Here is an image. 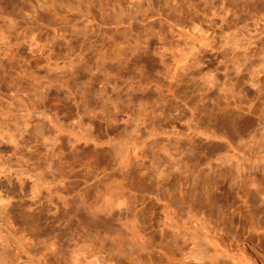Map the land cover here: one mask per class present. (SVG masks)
<instances>
[{
    "label": "rangeland",
    "instance_id": "374dc122",
    "mask_svg": "<svg viewBox=\"0 0 264 264\" xmlns=\"http://www.w3.org/2000/svg\"><path fill=\"white\" fill-rule=\"evenodd\" d=\"M225 185L264 189V0H0V264H173L151 192Z\"/></svg>",
    "mask_w": 264,
    "mask_h": 264
},
{
    "label": "bare ground",
    "instance_id": "6f19581e",
    "mask_svg": "<svg viewBox=\"0 0 264 264\" xmlns=\"http://www.w3.org/2000/svg\"><path fill=\"white\" fill-rule=\"evenodd\" d=\"M251 70V85L260 91L262 81L257 77L258 72ZM85 134L90 136L87 131ZM253 182L255 178L251 179L250 183ZM226 183L229 181L226 180ZM223 187L193 192L168 191L165 194L160 191L151 192L150 195L154 196L156 203L154 204L155 201L151 198L153 205L150 203L149 208L139 209L143 216L145 213L148 216L149 225L155 219L158 220L159 226H163L162 237L170 236V244L177 245L178 248L181 242L179 240H182L183 246L179 245L180 248L176 250L178 256H175L179 261L173 264H264V189L257 191L249 199L245 197L241 204H236L237 194L231 191L230 186ZM134 195L132 192H125L124 187L112 194H103L102 208L94 213L103 215V218L115 213L124 216L125 234L132 235L135 242L142 245L148 235L145 232L147 226L145 227L142 221L139 223V215L141 217L142 214L138 212V208L128 204ZM120 225L122 226L121 223ZM173 247L170 248L175 252ZM173 251H170V254ZM82 255L78 254V264L91 263L84 253ZM173 258H168L170 263ZM220 258L225 261L219 262Z\"/></svg>",
    "mask_w": 264,
    "mask_h": 264
}]
</instances>
